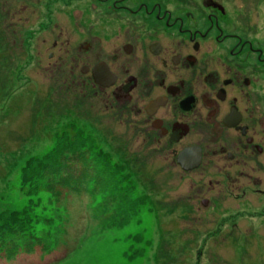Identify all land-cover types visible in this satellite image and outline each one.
<instances>
[{"label":"flooded vegetation","instance_id":"obj_1","mask_svg":"<svg viewBox=\"0 0 264 264\" xmlns=\"http://www.w3.org/2000/svg\"><path fill=\"white\" fill-rule=\"evenodd\" d=\"M0 10V37L19 50L0 49L6 71L18 62L24 79L43 71L83 105L134 117L140 147L189 179L191 217L264 216V0H0Z\"/></svg>","mask_w":264,"mask_h":264},{"label":"rangeland","instance_id":"obj_2","mask_svg":"<svg viewBox=\"0 0 264 264\" xmlns=\"http://www.w3.org/2000/svg\"><path fill=\"white\" fill-rule=\"evenodd\" d=\"M1 35L0 49L17 56L13 36ZM3 64L0 264H264V216L197 221L189 179L140 147L134 117L83 105L43 71L30 81Z\"/></svg>","mask_w":264,"mask_h":264},{"label":"snow or ice","instance_id":"obj_3","mask_svg":"<svg viewBox=\"0 0 264 264\" xmlns=\"http://www.w3.org/2000/svg\"><path fill=\"white\" fill-rule=\"evenodd\" d=\"M67 264H117L114 261L106 260H86V261H69Z\"/></svg>","mask_w":264,"mask_h":264},{"label":"trees","instance_id":"obj_4","mask_svg":"<svg viewBox=\"0 0 264 264\" xmlns=\"http://www.w3.org/2000/svg\"><path fill=\"white\" fill-rule=\"evenodd\" d=\"M19 223L21 224V222H19ZM11 225H12V224H10V227H11ZM13 225L16 226V227H19V228L21 227V225H19L17 222H14ZM21 228L25 229V226H22ZM15 233H16V230L10 231V232H8L7 234H2V236H3V240H4L5 238H9V239H10V237L14 236Z\"/></svg>","mask_w":264,"mask_h":264}]
</instances>
